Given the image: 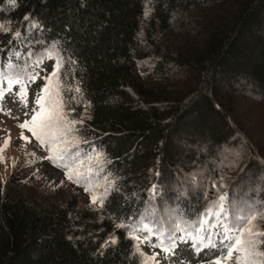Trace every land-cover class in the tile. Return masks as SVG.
<instances>
[{"label": "trees", "instance_id": "16d2710c", "mask_svg": "<svg viewBox=\"0 0 264 264\" xmlns=\"http://www.w3.org/2000/svg\"><path fill=\"white\" fill-rule=\"evenodd\" d=\"M7 22L15 30L0 31V62L31 40L55 48L65 111L110 184L100 217L76 198L39 206L0 183V264H140L127 227L164 187L165 170L180 175L179 139L222 146L236 135L229 106L238 93L248 86L264 97V0H0ZM178 29L192 38L173 45ZM146 66L155 83L136 82L134 94ZM203 203L198 195L179 206L194 218Z\"/></svg>", "mask_w": 264, "mask_h": 264}, {"label": "rangeland", "instance_id": "374dc122", "mask_svg": "<svg viewBox=\"0 0 264 264\" xmlns=\"http://www.w3.org/2000/svg\"><path fill=\"white\" fill-rule=\"evenodd\" d=\"M195 20L193 24L199 26L201 19ZM212 20L213 17H211ZM206 21L210 22V20ZM2 25L4 30H15L11 22ZM191 30L192 36L195 31L192 28ZM182 32L183 30L178 29L175 35L169 36L173 45H182L186 39L192 38L189 35L185 36ZM26 47L28 52H25L24 56L18 54L19 59L16 55L13 65L24 71V84L30 81L27 78L28 75H35V80L31 82H37L40 87L36 88L38 85L35 84L36 87L32 85L26 88V106L13 95L19 85L14 86L13 93H8L4 98L3 105L6 111L0 112V148H3L10 134V144L3 151L4 160L0 162V183L4 187V192L13 194L19 190L30 202L39 206L51 203L65 205L71 198H76L80 207L98 212L102 217V206L99 203L93 204L91 198L92 195H96L102 197L104 201L110 182L103 175V162L90 152V143L81 141L77 137L76 124L74 131L67 137L73 143L64 145L69 149L65 159L54 158L53 161L78 170L81 175L78 178L74 177L77 182L69 180L62 173L49 167L47 157L52 156L53 153L47 150V146H41L30 132L23 130V135L27 136L31 142L20 138L22 130L18 125L30 119L36 107V96L46 86L48 78H51V74L56 71L57 65L60 71V59L53 46H47L44 41L36 43L31 40ZM50 57L54 59L53 65L49 62ZM0 71L7 73L10 70L6 68V64H0ZM151 76H153V67H144L137 75L134 84L130 85V90L136 94V82L147 85V87L153 86L155 82ZM53 84L55 85V81ZM245 88H247L246 93H238L229 106L230 125L235 131V137L219 147L208 146L205 140L199 142L200 144L188 145L184 139H179L175 151L185 153L182 157L183 164L178 171L180 175L172 170H165V178L162 180L164 187L157 192L153 202L141 216L127 227L133 236H138L143 241L134 239L136 252L139 253L143 264H208L209 260L214 259L220 253L207 248L197 252L192 247L191 241L182 243L178 240L174 254L165 256L160 254L162 249L153 247V245L160 243L161 229L165 231L164 243L167 244L169 230L174 229L175 225L188 227L202 219H207L209 225H216V227L208 228L205 225L204 235L207 237L208 232H211L215 238V233L220 231L221 221L227 223L232 220L234 222L237 216L244 215L249 210L264 212V201H260L261 196H264V186H262L264 184V97L251 92L248 86ZM60 95L63 98L61 85ZM64 112L69 121L75 120L72 114L65 111V108ZM83 122H85L84 118L81 119V123ZM190 151L198 156L202 155L199 157V162L196 160L190 164L187 162L191 159L187 157ZM256 163L259 167L253 169L252 166ZM225 193H228L232 200L231 216L229 217L224 204L223 208L227 216L223 214L219 217L206 215L209 212H220L219 198ZM198 195H201L204 201L200 213L195 219H185L179 206L181 198L185 201H195ZM247 195L252 199L254 197V203L251 200L248 201ZM145 224L153 231L133 232V228L142 229ZM257 224L264 227V220L258 219ZM189 231L195 235L194 229L189 228ZM175 234L177 237L181 235L187 237V233L176 232ZM137 244H139V251H137ZM149 257H155V260H150Z\"/></svg>", "mask_w": 264, "mask_h": 264}, {"label": "snow or ice", "instance_id": "6c2138e0", "mask_svg": "<svg viewBox=\"0 0 264 264\" xmlns=\"http://www.w3.org/2000/svg\"><path fill=\"white\" fill-rule=\"evenodd\" d=\"M11 2L14 3L15 0H11ZM3 30L4 26L0 25V31ZM15 35L19 37L20 33L17 32ZM16 58L19 59L18 54ZM8 59L9 63L6 65V68L10 71L7 73L0 71V112L6 111L3 105L4 98L8 93H13V88L17 85H19V88L13 95L18 97L19 101L25 106L27 105V91L23 79L25 73L11 63L12 57ZM27 78L30 81H34L35 75H28ZM53 81H55V85ZM75 90L79 92V88ZM35 105L36 107L33 109L30 119L18 125L22 130L20 138L26 142H31L27 136L23 135V130H27L41 146H47V150L53 153L52 156L47 157L49 160H53L54 158L64 160L65 155L69 151L64 145L73 143L67 137L69 133L74 131V125L77 121H69L64 112L63 98L60 95L59 65H57L56 71L51 74V78H48L46 86L37 94ZM9 144L10 134L8 139L5 140L3 148H0V162L4 160L2 153L7 149ZM65 171L67 178L73 180V182H77L75 178L81 175L78 170H74L67 165H65ZM91 199L93 204L99 203L103 206L102 197L92 195ZM225 199L224 196L219 198L221 202ZM219 207L220 212H209L206 215L219 217L223 214L227 216L222 203ZM258 219L264 220V212L249 210L246 214L237 216L231 224L221 221L219 224L220 231L215 233V238H213L211 232H208L207 237L204 235L206 232L205 225L208 228L216 227V225H209L207 219H202L188 227H181L177 224L174 229L169 230L167 244L164 243L165 231L161 229L160 243L153 245V247H160L166 254H174L178 246V240L182 243L191 241L192 247L197 252L207 248L209 250H217L220 253L214 259L209 260L208 264H264V227L257 224ZM117 226L125 227L123 224ZM189 228L195 230V235L192 231H189ZM140 230L153 231L146 224L143 225L142 229L133 228V232ZM176 232L187 233V237L183 235L177 237ZM133 239L143 242L138 236H133ZM115 242V239L111 240V243ZM137 251H139V244H137ZM149 259L154 261L155 257H149Z\"/></svg>", "mask_w": 264, "mask_h": 264}]
</instances>
